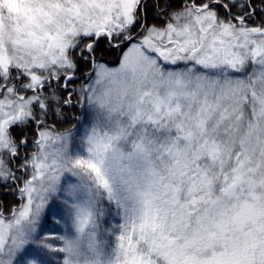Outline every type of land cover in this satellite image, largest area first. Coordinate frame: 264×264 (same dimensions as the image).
<instances>
[{"label": "snow or ice", "instance_id": "6c2138e0", "mask_svg": "<svg viewBox=\"0 0 264 264\" xmlns=\"http://www.w3.org/2000/svg\"><path fill=\"white\" fill-rule=\"evenodd\" d=\"M0 264H264V0H0Z\"/></svg>", "mask_w": 264, "mask_h": 264}]
</instances>
